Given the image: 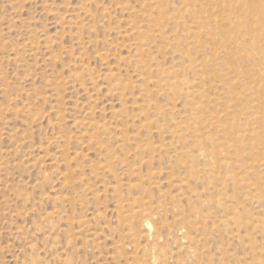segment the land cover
I'll return each mask as SVG.
<instances>
[{
	"label": "rangeland",
	"instance_id": "1",
	"mask_svg": "<svg viewBox=\"0 0 264 264\" xmlns=\"http://www.w3.org/2000/svg\"><path fill=\"white\" fill-rule=\"evenodd\" d=\"M0 264H264V0H0Z\"/></svg>",
	"mask_w": 264,
	"mask_h": 264
},
{
	"label": "bare ground",
	"instance_id": "2",
	"mask_svg": "<svg viewBox=\"0 0 264 264\" xmlns=\"http://www.w3.org/2000/svg\"><path fill=\"white\" fill-rule=\"evenodd\" d=\"M137 29V28H136ZM37 40V39H36ZM31 41V40H30ZM32 42V41H31ZM28 45V44H27ZM25 46V45H24ZM33 50V49H32ZM58 142V141H57ZM218 146V145H217Z\"/></svg>",
	"mask_w": 264,
	"mask_h": 264
}]
</instances>
